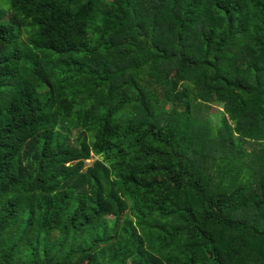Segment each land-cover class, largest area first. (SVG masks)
I'll use <instances>...</instances> for the list:
<instances>
[{"label":"trees","instance_id":"1","mask_svg":"<svg viewBox=\"0 0 264 264\" xmlns=\"http://www.w3.org/2000/svg\"><path fill=\"white\" fill-rule=\"evenodd\" d=\"M0 264H264V0H0Z\"/></svg>","mask_w":264,"mask_h":264},{"label":"rangeland","instance_id":"2","mask_svg":"<svg viewBox=\"0 0 264 264\" xmlns=\"http://www.w3.org/2000/svg\"><path fill=\"white\" fill-rule=\"evenodd\" d=\"M223 107L221 105H213L210 109V114L216 122H219L222 117ZM92 163V160H88L86 164Z\"/></svg>","mask_w":264,"mask_h":264}]
</instances>
